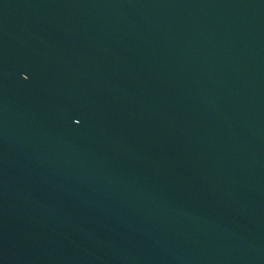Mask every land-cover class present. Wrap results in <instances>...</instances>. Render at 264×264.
<instances>
[{"label": "water", "instance_id": "obj_1", "mask_svg": "<svg viewBox=\"0 0 264 264\" xmlns=\"http://www.w3.org/2000/svg\"><path fill=\"white\" fill-rule=\"evenodd\" d=\"M0 264H264V0H0Z\"/></svg>", "mask_w": 264, "mask_h": 264}]
</instances>
